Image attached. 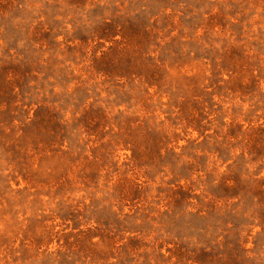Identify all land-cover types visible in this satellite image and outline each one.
<instances>
[{"label": "rangeland", "instance_id": "1", "mask_svg": "<svg viewBox=\"0 0 264 264\" xmlns=\"http://www.w3.org/2000/svg\"><path fill=\"white\" fill-rule=\"evenodd\" d=\"M0 264H264V0H0Z\"/></svg>", "mask_w": 264, "mask_h": 264}]
</instances>
